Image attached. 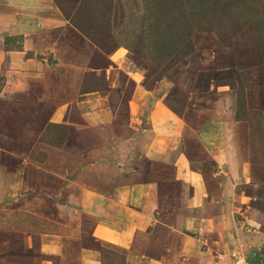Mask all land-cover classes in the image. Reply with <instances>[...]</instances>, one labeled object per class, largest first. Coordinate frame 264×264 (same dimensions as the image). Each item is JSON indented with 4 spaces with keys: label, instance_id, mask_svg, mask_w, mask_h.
Wrapping results in <instances>:
<instances>
[{
    "label": "crops",
    "instance_id": "crops-1",
    "mask_svg": "<svg viewBox=\"0 0 264 264\" xmlns=\"http://www.w3.org/2000/svg\"><path fill=\"white\" fill-rule=\"evenodd\" d=\"M11 1L0 0V102L22 110L0 113V255L15 264H235L237 251L264 255V127L234 135L226 152L201 139L205 149L180 152L177 131L141 150L127 140L91 144L117 121L115 79L106 94L84 92L81 64L97 69L76 49L96 46L54 0ZM129 74L136 86L123 104L136 111L151 90ZM160 104L156 122L183 128Z\"/></svg>",
    "mask_w": 264,
    "mask_h": 264
},
{
    "label": "rangeland",
    "instance_id": "rangeland-1",
    "mask_svg": "<svg viewBox=\"0 0 264 264\" xmlns=\"http://www.w3.org/2000/svg\"><path fill=\"white\" fill-rule=\"evenodd\" d=\"M54 3L82 34L85 27V36L96 46L89 48L82 43L76 49L85 48L84 55L93 60L97 69L93 72L91 67L87 69V64H81L84 67L80 72L85 79L81 89L106 94L112 77L117 86L114 101L122 104L119 103L121 108L116 112L117 121L111 128L101 130L103 134L97 133L91 144H103L105 138L114 144L127 140L129 146L139 145L141 150L144 142L153 144L157 137L165 140L169 136L166 133L177 131L180 152L199 150L204 147L202 141L209 144L215 140L223 151L224 145L230 151L234 135L247 139L250 128L256 134L264 127V117H256L264 109V0H54ZM121 60L127 62L123 64ZM78 61L81 63V59ZM124 70L127 74L134 73L139 82L142 80L144 94L145 90H151L148 101L137 97L143 104L139 110L133 111L123 104L133 99L136 86L129 76L125 79ZM89 73H93L92 83L87 81ZM120 73L126 89L119 88L121 81L116 78ZM158 101L177 115L183 128L174 130L172 125L164 128L161 116L156 122L158 116L154 117L153 112ZM247 105L254 114L250 113L246 120H236L237 108L244 111ZM4 109L14 113L22 110L14 104L7 108L0 102V113ZM28 110L30 120L39 115L34 106H28ZM22 122L27 124L25 120ZM18 128L11 129V133ZM172 147L173 144L168 149ZM260 152L261 148L256 147L255 153ZM133 166L131 163L130 167ZM27 218L33 226L37 225L30 214ZM246 228L243 230L248 234ZM235 253V264H244L245 259L248 262L261 252L250 254V258L243 251ZM16 259L2 254L0 264H15ZM261 262L264 264V259Z\"/></svg>",
    "mask_w": 264,
    "mask_h": 264
},
{
    "label": "trees",
    "instance_id": "trees-1",
    "mask_svg": "<svg viewBox=\"0 0 264 264\" xmlns=\"http://www.w3.org/2000/svg\"><path fill=\"white\" fill-rule=\"evenodd\" d=\"M63 8H64L63 10L66 11V7H63ZM69 16H70L69 12L66 11V17H69ZM81 30H83L84 33L87 32V30L85 29V27L82 28ZM84 35H86V34H84ZM87 90H89V89L85 88L84 89V92H87ZM244 107H245V104H244ZM250 113H253V111L252 110H247V108H245L244 111H242V109L237 108L236 114H235V119L236 120H246L247 119V116L250 115ZM257 115H256V117H259V115L258 116ZM262 259H264V255L257 256V257H252L251 260H249L248 262H249V264H261V260Z\"/></svg>",
    "mask_w": 264,
    "mask_h": 264
}]
</instances>
